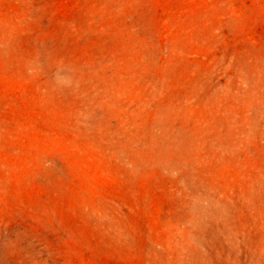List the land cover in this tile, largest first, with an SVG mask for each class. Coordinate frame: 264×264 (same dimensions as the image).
Here are the masks:
<instances>
[{
  "label": "rangeland",
  "instance_id": "374dc122",
  "mask_svg": "<svg viewBox=\"0 0 264 264\" xmlns=\"http://www.w3.org/2000/svg\"><path fill=\"white\" fill-rule=\"evenodd\" d=\"M0 264H264V0H0Z\"/></svg>",
  "mask_w": 264,
  "mask_h": 264
}]
</instances>
